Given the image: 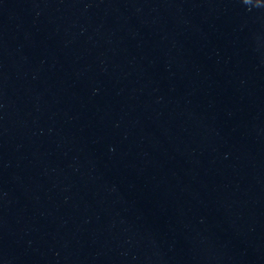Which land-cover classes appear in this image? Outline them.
<instances>
[{"label":"water","instance_id":"water-1","mask_svg":"<svg viewBox=\"0 0 264 264\" xmlns=\"http://www.w3.org/2000/svg\"><path fill=\"white\" fill-rule=\"evenodd\" d=\"M0 264H264V0H0Z\"/></svg>","mask_w":264,"mask_h":264}]
</instances>
